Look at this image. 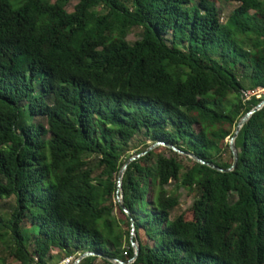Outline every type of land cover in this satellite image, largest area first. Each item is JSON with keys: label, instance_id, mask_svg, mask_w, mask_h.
I'll return each instance as SVG.
<instances>
[{"label": "trees", "instance_id": "obj_1", "mask_svg": "<svg viewBox=\"0 0 264 264\" xmlns=\"http://www.w3.org/2000/svg\"><path fill=\"white\" fill-rule=\"evenodd\" d=\"M232 1L0 0V264L125 261L131 228L129 264H264V105L228 171L167 146L227 168L264 98V0Z\"/></svg>", "mask_w": 264, "mask_h": 264}, {"label": "water", "instance_id": "obj_2", "mask_svg": "<svg viewBox=\"0 0 264 264\" xmlns=\"http://www.w3.org/2000/svg\"><path fill=\"white\" fill-rule=\"evenodd\" d=\"M262 105H264V98L260 99L253 107H251L249 110H247L246 112H244L240 117L239 119L237 120L235 126H234V130H233V133L230 137H228L227 139V146H228V149L230 151V154H231V164L229 165V167L227 168H220L216 165H213V164H210V163H207V162H204L202 160H200L199 158H197L196 156H194L193 154H190L188 152H181L180 150L174 148L173 146L171 145H167L168 147H170L171 149H173L174 151H176L177 153H180V154H185L187 157L189 158H192L193 160L195 161H198L200 163H203V164H206L207 166L217 170V171H228L230 169H232L234 166H235V163H236V160H237V150L235 148V145H234V138L238 132V129L240 128L241 125H243L247 119L249 118V116L256 110H258ZM159 144V142H154L152 143L151 145H149L146 150H149L150 148H152L153 146ZM144 153L141 152V153H138V154H135L134 156H131L129 157L128 159H126V161L120 166V168L118 169V172H117V175H116V196H115V200L118 204V206L120 207V209L126 214L128 215V212L124 209L123 205H122V192H121V176H122V173H123V170L125 169L127 163L132 160L133 158L139 156L140 154ZM131 220V219H130ZM130 226H131V223H130ZM129 244L132 248V251H133V255L131 258L125 260V261H120L116 258H111V257H108V256H103V255H99V254H96L94 252H91V251H84L82 253H80L75 259L74 261L71 263V264H77V262L83 258V257H86V256H97L101 259H105L106 261H109L113 264H127V263H130L131 261H133V259L136 257L137 253H138V244L136 243V241L133 239V234H132V228L130 229V233H129Z\"/></svg>", "mask_w": 264, "mask_h": 264}, {"label": "rangeland", "instance_id": "obj_3", "mask_svg": "<svg viewBox=\"0 0 264 264\" xmlns=\"http://www.w3.org/2000/svg\"><path fill=\"white\" fill-rule=\"evenodd\" d=\"M72 3L73 2H71L70 4L66 6L67 10L71 9ZM215 4L219 8L221 20H223L224 17L228 14V12L236 5V3L232 0H229V1L228 0H215ZM139 31H140L139 27H132L131 30L128 32L127 36L125 37V39L128 42H132L136 40L139 37ZM260 91L261 89H256L254 92H260ZM224 154L222 156V158L224 157L223 160L227 158V154L225 155ZM168 187H171V185ZM177 191L179 193V199H178L179 203L177 207L172 211L171 215H175L179 212H183L184 217L188 219L190 218V211H188V208L190 206L191 200L193 199V192H189L185 188H182V187H179ZM11 207H12V200H9V199L0 200V233L4 234L3 237L0 239V248L3 250V254L5 255L6 261L9 263H15L12 257L8 255V250L6 248V244L9 241L8 240V230L2 225V222L8 218V215L10 214L11 209H12ZM113 212H114L115 217L119 220L121 218V215L119 214V212L116 209H114ZM120 227L122 229H125L124 224H120Z\"/></svg>", "mask_w": 264, "mask_h": 264}, {"label": "built area", "instance_id": "obj_4", "mask_svg": "<svg viewBox=\"0 0 264 264\" xmlns=\"http://www.w3.org/2000/svg\"><path fill=\"white\" fill-rule=\"evenodd\" d=\"M249 94L248 91H245L244 95L245 98L247 97V95ZM74 256L73 255H67L62 257L61 259H59L57 262H55L54 264H71L74 261Z\"/></svg>", "mask_w": 264, "mask_h": 264}]
</instances>
